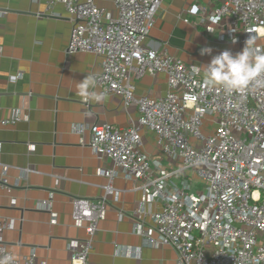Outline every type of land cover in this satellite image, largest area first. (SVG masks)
Returning a JSON list of instances; mask_svg holds the SVG:
<instances>
[{"label":"built area","instance_id":"obj_1","mask_svg":"<svg viewBox=\"0 0 264 264\" xmlns=\"http://www.w3.org/2000/svg\"><path fill=\"white\" fill-rule=\"evenodd\" d=\"M44 1L50 11L63 6L71 18L68 55L85 52L97 58L101 71L93 76L95 88L105 97H120L125 110L135 106L139 112L138 121L126 129L107 123L91 127L90 148L113 167L103 173L109 183L99 200L75 201V220L87 223V238L69 244L72 264H88L117 170L140 181L139 188L149 194V205L133 214L135 230L147 245L171 248L179 264H264V77L243 93L228 94L207 85L200 68L146 48L163 0H114L116 18L95 0ZM199 13L201 25L215 26L223 41L235 37L236 42L241 34L245 42L249 31L258 38L264 31V0H221L213 12L200 8ZM159 73L167 76V94L138 97L134 82ZM83 101L88 107L90 99ZM207 117L216 123L209 136L203 133ZM20 121L14 116L1 124ZM142 128L154 133L163 154L181 166L154 172L142 151ZM173 178L183 180L171 192ZM195 181L203 189L194 190ZM6 187L5 171L0 170V188ZM156 201L162 206L154 210ZM13 228L0 216V258L10 254L3 235ZM12 264H36V255Z\"/></svg>","mask_w":264,"mask_h":264},{"label":"crops","instance_id":"obj_2","mask_svg":"<svg viewBox=\"0 0 264 264\" xmlns=\"http://www.w3.org/2000/svg\"><path fill=\"white\" fill-rule=\"evenodd\" d=\"M95 2L113 18L118 16L114 0ZM219 6L221 0H163L146 48L166 51L200 68L203 76L212 56L224 50L235 54L245 43L241 34L235 43L223 41L215 26L201 25L199 9L213 12ZM72 28L61 5L50 11L44 0H0V170L9 187L0 188V216L14 226L3 239L15 259L33 253L36 264H72L69 244L87 238V223L75 220V201L99 200L109 183L103 173L113 167L110 159L97 157L90 148L91 127L107 123L126 129L139 119L137 107L125 110L118 96L99 103L90 99L87 107L85 97L76 94L78 83L101 68L93 54L68 55ZM257 44L264 48V31ZM205 47L212 49L211 55H201ZM134 83L138 97L158 99L168 92L163 73L145 74ZM14 116L21 121L2 126ZM215 127V119L207 117L204 135L213 134ZM140 134L154 172L181 166L163 154L154 133L142 128ZM182 180L173 178L168 190ZM141 185L116 171L88 264H179L174 250L147 245L135 230L133 214L150 200ZM194 187L203 189L196 181ZM161 206L156 201L153 209Z\"/></svg>","mask_w":264,"mask_h":264},{"label":"clouds","instance_id":"obj_3","mask_svg":"<svg viewBox=\"0 0 264 264\" xmlns=\"http://www.w3.org/2000/svg\"><path fill=\"white\" fill-rule=\"evenodd\" d=\"M241 51L233 54L230 50H224L212 56L210 62L203 66V79L211 87H220L226 93H243L253 82L264 77V49L257 44L258 36L249 31ZM235 43V37H233ZM212 49H201V55H211ZM96 81L92 75L77 85L76 94L91 99L97 103L104 101L105 95L95 89ZM15 259L13 254L0 258V264H12Z\"/></svg>","mask_w":264,"mask_h":264},{"label":"bare ground","instance_id":"obj_4","mask_svg":"<svg viewBox=\"0 0 264 264\" xmlns=\"http://www.w3.org/2000/svg\"><path fill=\"white\" fill-rule=\"evenodd\" d=\"M263 32V30L261 31V33Z\"/></svg>","mask_w":264,"mask_h":264}]
</instances>
